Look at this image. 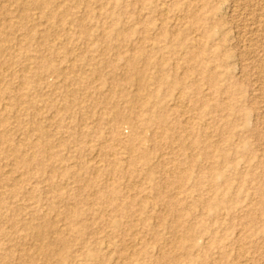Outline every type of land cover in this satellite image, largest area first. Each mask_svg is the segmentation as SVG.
<instances>
[{
  "label": "rangeland",
  "instance_id": "374dc122",
  "mask_svg": "<svg viewBox=\"0 0 264 264\" xmlns=\"http://www.w3.org/2000/svg\"><path fill=\"white\" fill-rule=\"evenodd\" d=\"M0 31V264H264V0H0Z\"/></svg>",
  "mask_w": 264,
  "mask_h": 264
},
{
  "label": "bare ground",
  "instance_id": "6f19581e",
  "mask_svg": "<svg viewBox=\"0 0 264 264\" xmlns=\"http://www.w3.org/2000/svg\"><path fill=\"white\" fill-rule=\"evenodd\" d=\"M60 1V0H59ZM12 3V2H11ZM33 3V2H32ZM27 4V3H26ZM24 8V7H23ZM30 8V7H29ZM68 11V10H67ZM74 17V16H73ZM36 19V18H35ZM60 20V19H59ZM7 21V20H6ZM13 24V23H12ZM2 27V26H1ZM9 28V27H8ZM62 31V30H61ZM1 32V31H0ZM16 32V31H15ZM16 35V34H15ZM21 36V35H20ZM140 40H141V38H140ZM143 40V39H142ZM9 42V41H8ZM12 45V44H11ZM150 45V44H149ZM5 47V46H4ZM12 59V58H11ZM181 59V58H180ZM133 60V59H132ZM47 61V60H46ZM49 62V61H48ZM13 65V64H12ZM49 66V65H48ZM139 66V65H138ZM132 69L134 68V67H131ZM10 69V68H9ZM135 69V68H134ZM95 76V75H94ZM26 77V76H25ZM24 85V84H23ZM28 85V84H27ZM189 104V103H188ZM5 106H7V105H5ZM18 110V109H17ZM38 110V109H37ZM15 114H16V112H15ZM190 118V117H189ZM156 123H157V121H156ZM28 127V126H27ZM212 132V131H211ZM211 136V135H210ZM209 136V137H210ZM186 145H187V143H186ZM50 149V148H49ZM114 156H115V154H114ZM116 157V156H115ZM207 160V159H206ZM100 162V161H99ZM164 164V163H163ZM146 166H150L149 164L148 165H146ZM215 166V165H214ZM170 172V171H169ZM168 172V173H169ZM172 172V171H171ZM183 172V171H182ZM9 175V174H8ZM179 176V175H178ZM183 177V176H182ZM145 178V177H144ZM181 177H179V179H180ZM188 178V177H187ZM181 180V179H180ZM147 184V183H146ZM166 184V183H165ZM172 185V184H171ZM164 186V185H163ZM168 186H170V185H168ZM165 189V188H164ZM108 190V189H107ZM115 191V190H114ZM104 192V191H103ZM102 193V192H101ZM106 193V192H105ZM116 193V192H115ZM107 194H108V192H107ZM112 194V193H111ZM105 195V194H104ZM115 195V194H114ZM200 195V194H199ZM97 196V195H96ZM107 196V195H106ZM109 196V195H108ZM111 198V197H110ZM199 201V200H198ZM76 206V205H75ZM188 209V208H187ZM176 211V210H175ZM178 212H179V210H178ZM185 213V212H184ZM176 214V213H175ZM179 214H181V211H180V213ZM177 215V214H176ZM184 215V214H183ZM224 215V214H223ZM179 219V218H178ZM250 226V225H249ZM129 231V230H128ZM190 232H192V231H189V233ZM137 236V235H136ZM187 238H192V235L190 234V235H188V237ZM180 239V238H179ZM167 240V239H166ZM180 240H185V238H181ZM170 242V241H169ZM250 242V241H249ZM133 244V243H132ZM11 247V246H10ZM33 247V246H32ZM254 249V248H253ZM162 251V250H161ZM245 251V250H244ZM80 253V252H79ZM138 253V252H137ZM133 254V253H132ZM161 256V255H160ZM243 257V256H242ZM29 259V258H28ZM33 259V258H32ZM31 259V260H32ZM123 259V258H122ZM168 261V260H167ZM30 263V262H29ZM247 263V262H246ZM245 263V264H246ZM162 264H164V261H162ZM241 264V263H240Z\"/></svg>",
  "mask_w": 264,
  "mask_h": 264
}]
</instances>
